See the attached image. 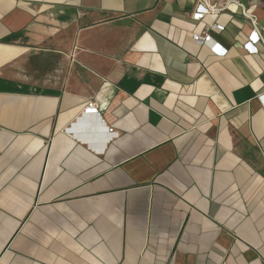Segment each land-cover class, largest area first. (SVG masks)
Returning a JSON list of instances; mask_svg holds the SVG:
<instances>
[{
	"label": "crops",
	"instance_id": "0c3cea01",
	"mask_svg": "<svg viewBox=\"0 0 264 264\" xmlns=\"http://www.w3.org/2000/svg\"><path fill=\"white\" fill-rule=\"evenodd\" d=\"M200 4L0 0V264H264V3Z\"/></svg>",
	"mask_w": 264,
	"mask_h": 264
},
{
	"label": "built area",
	"instance_id": "2783aa9c",
	"mask_svg": "<svg viewBox=\"0 0 264 264\" xmlns=\"http://www.w3.org/2000/svg\"><path fill=\"white\" fill-rule=\"evenodd\" d=\"M210 0H201V4L198 6L195 14L193 15L194 20H199L203 17L205 13H214L220 10L216 3L211 4ZM225 6V5H223ZM253 25H255L254 20L250 19ZM213 28L222 30V26L214 25L212 27L207 26L205 27L204 31L201 34H192L191 39L196 45H210L212 42L210 30ZM259 39L258 33L253 30L248 42L246 43V47L252 53H257L256 43ZM84 112L87 114H95L100 119V114L98 113L97 109L95 108L93 103H89L87 107L84 109ZM103 122V120H101ZM108 132L114 133L112 129H108Z\"/></svg>",
	"mask_w": 264,
	"mask_h": 264
},
{
	"label": "rangeland",
	"instance_id": "374dc122",
	"mask_svg": "<svg viewBox=\"0 0 264 264\" xmlns=\"http://www.w3.org/2000/svg\"><path fill=\"white\" fill-rule=\"evenodd\" d=\"M213 2H216V3H218V2H223V1H226V0H212ZM249 1H253V0H249ZM256 2H261V3H264V0H255Z\"/></svg>",
	"mask_w": 264,
	"mask_h": 264
}]
</instances>
